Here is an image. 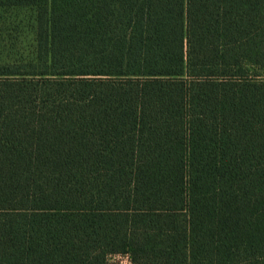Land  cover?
<instances>
[{"label": "trees", "instance_id": "16d2710c", "mask_svg": "<svg viewBox=\"0 0 264 264\" xmlns=\"http://www.w3.org/2000/svg\"><path fill=\"white\" fill-rule=\"evenodd\" d=\"M0 10V264H264V0Z\"/></svg>", "mask_w": 264, "mask_h": 264}, {"label": "rangeland", "instance_id": "374dc122", "mask_svg": "<svg viewBox=\"0 0 264 264\" xmlns=\"http://www.w3.org/2000/svg\"><path fill=\"white\" fill-rule=\"evenodd\" d=\"M33 17L30 10H0V52L17 50L28 54L34 48ZM111 264H130L126 256L111 257Z\"/></svg>", "mask_w": 264, "mask_h": 264}]
</instances>
